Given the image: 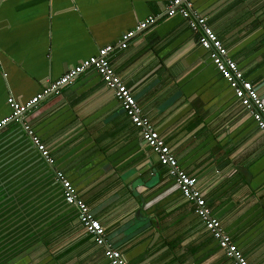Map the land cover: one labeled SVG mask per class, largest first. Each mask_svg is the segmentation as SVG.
<instances>
[{
    "label": "crops",
    "instance_id": "0c3cea01",
    "mask_svg": "<svg viewBox=\"0 0 264 264\" xmlns=\"http://www.w3.org/2000/svg\"><path fill=\"white\" fill-rule=\"evenodd\" d=\"M169 0H0V120L106 45L180 164L250 264H264V133ZM264 98V0H192ZM126 48L122 34L148 16ZM0 135V264H111L65 201L63 171L130 264H236L96 70Z\"/></svg>",
    "mask_w": 264,
    "mask_h": 264
},
{
    "label": "built area",
    "instance_id": "2783aa9c",
    "mask_svg": "<svg viewBox=\"0 0 264 264\" xmlns=\"http://www.w3.org/2000/svg\"><path fill=\"white\" fill-rule=\"evenodd\" d=\"M178 13L187 19L191 29L198 34L202 48L209 53L211 61L227 80L236 98L249 110L256 125L264 133V98L259 94L256 86L246 78L243 70L237 61L229 55L226 46L210 26L206 17L194 8L192 0H169L167 14L173 16ZM156 19V16L150 15L135 28L124 32L118 47L126 48L137 32L148 28ZM114 49L115 46L112 44L101 47L96 54L80 60L59 78L49 80L41 92L24 102L9 96L7 101L12 112L0 120V135L2 128L10 121L20 123L34 147L40 152L41 157L54 168L56 162L54 156L30 124L27 123L25 117L35 110L43 97L54 92H60L86 70H96L105 84L114 90L116 98L120 101L130 120L140 130L146 144L155 151L161 164L174 178L179 191L193 203L195 212L201 216L206 229L212 233L219 246L235 260L236 264H250L233 238L223 229L220 219L212 212L203 192L196 186L197 178L188 173L180 164L159 130L143 113L128 84L116 73L109 58ZM54 171L55 180L61 185L65 201L77 208L81 222L95 241L106 246L105 255L110 263L130 264L119 249L107 243L104 226L90 210L87 203L78 197L76 188L68 176L59 169Z\"/></svg>",
    "mask_w": 264,
    "mask_h": 264
}]
</instances>
